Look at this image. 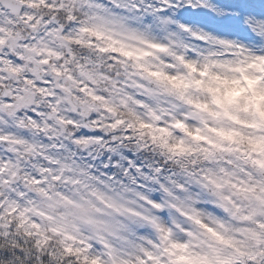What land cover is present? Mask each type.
<instances>
[{"label": "clouds", "instance_id": "1", "mask_svg": "<svg viewBox=\"0 0 264 264\" xmlns=\"http://www.w3.org/2000/svg\"><path fill=\"white\" fill-rule=\"evenodd\" d=\"M0 264H264V0H0Z\"/></svg>", "mask_w": 264, "mask_h": 264}]
</instances>
